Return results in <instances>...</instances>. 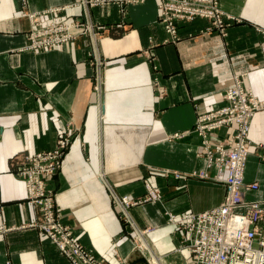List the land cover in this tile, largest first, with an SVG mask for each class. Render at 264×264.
Segmentation results:
<instances>
[{"label":"crops","instance_id":"obj_1","mask_svg":"<svg viewBox=\"0 0 264 264\" xmlns=\"http://www.w3.org/2000/svg\"><path fill=\"white\" fill-rule=\"evenodd\" d=\"M81 2L0 0V264H69L43 233L27 228L38 212L19 176L23 158L53 148L67 131L71 144L45 184L75 238L102 264H148L111 192L139 198L156 189L160 200L130 207L129 217L148 231L142 237L162 264H184L168 215L215 208L225 191L194 175L206 167L191 130L196 116L223 104L219 93L234 76L243 75L242 86L264 102V0H219L225 14L240 19L227 36L200 33L207 23L198 20L181 26L176 44H163L156 0L124 14ZM25 14L43 24L84 15L92 36L27 51ZM97 60L104 65L98 75ZM248 136L244 181L258 187L245 199L264 208V108ZM258 228L264 237V223Z\"/></svg>","mask_w":264,"mask_h":264},{"label":"built area","instance_id":"obj_2","mask_svg":"<svg viewBox=\"0 0 264 264\" xmlns=\"http://www.w3.org/2000/svg\"><path fill=\"white\" fill-rule=\"evenodd\" d=\"M82 1L86 4L85 0ZM143 1L91 0V3L94 7L114 4L123 12L126 6L137 5ZM22 3L24 5L23 1ZM156 3L158 20L168 36L165 43H176L179 40L178 28L183 23L205 20L209 23L207 32L216 29L223 33L231 21L235 20L220 9L219 0H156ZM26 16L31 22V30L27 35L31 45H27L26 50L51 49L69 43L81 35L92 36V27L87 18L86 28L82 30L73 23L44 25L37 16L33 14ZM72 27L76 28L73 30ZM100 66L101 63L97 60V75L100 73ZM236 81L234 88L220 95L223 105L214 111L199 115L194 123L193 132L202 138L203 150L206 153L203 158L208 167L194 175L201 179L223 182L226 195L223 201L211 210L187 213L179 217L168 215L167 223L180 232L182 240L181 247L179 246L175 252L187 253L184 264H264V237L257 232L258 225L264 219V208L261 202L245 199V193L256 190L257 187L256 183L244 182L249 149L243 146L244 142L240 139L237 141L238 144L236 143L238 135L231 134L228 136L229 141H225L215 134L220 128L227 126L229 129L237 128L240 136L247 135L249 120L254 113L264 108V102L257 100L251 90L242 88ZM96 90L99 92V87ZM233 137L235 141L232 140ZM70 138L67 131L58 137L53 148L23 158L19 176L24 181L27 199L38 212L36 220L27 225V228L43 233L69 264H102L75 238L71 228L61 221V216L54 207V194L46 188L45 179L55 175L59 170L71 144ZM225 156L229 157L227 158L229 165H226V162L223 164ZM212 167L216 170L214 177L208 176V171ZM223 172L227 173L222 178L220 174ZM147 191L150 196L144 200L145 202L160 200L159 190ZM111 196L123 221L136 235L137 229L129 217L128 209L142 202L127 196L117 197L113 192ZM236 217L244 220L238 225H230L229 221ZM145 232L148 231L141 233ZM142 250L144 251V248ZM159 258L162 264V258Z\"/></svg>","mask_w":264,"mask_h":264},{"label":"rangeland","instance_id":"obj_3","mask_svg":"<svg viewBox=\"0 0 264 264\" xmlns=\"http://www.w3.org/2000/svg\"><path fill=\"white\" fill-rule=\"evenodd\" d=\"M86 2V6H88L89 8H95L94 6H92L93 4L91 3V0H85ZM140 4V3H139ZM22 5H23V3H22ZM81 5H82V7H83V5H84V2L82 1L81 2ZM138 5V4H137ZM108 6H115V7H117V9L119 10V12H121V14H124L125 13V10H126V8L127 7H129V6H133V5H128V6H126L125 7V10L122 12V11H120V9H119V7L117 6V5H114V4H109V5H106V6H97L96 8H105V7H108ZM27 14H25V16H26ZM85 18V16L83 15V17L80 19H76V20H74L73 22H71V23H66V24H69V25H71L72 23H73V25H78L79 26V29H82V30H84L85 28H86V25H87V22H86V20L84 19ZM234 18V17H233ZM198 20H200V19H198ZM198 20H195V21H198ZM195 21H193V22H195ZM201 21H205V20H201ZM158 22H159V20H158ZM206 23H207V25L205 26V28L203 29V30H201L200 31V33H203V34H208V33H210V32H213V31H215V32H217L220 36H222V37H226L227 36V30H228V28L233 24V23H238V22H240V19H238V18H235V20L234 21H231V24L228 26V27H226L225 28V30L223 31V33H220L218 30H210V31H206V28L209 26V23L207 22V21H205ZM50 23H54V24H62V23H65V22H55V21H50L49 23H46V24H50ZM188 23H192V22H188ZM159 24H160V22H159ZM183 24H187V23H183ZM183 24H181L180 26H179V28H178V36H179V30H180V28H181V26L183 25ZM45 25V24H44ZM161 25V24H160ZM73 28V30L76 28V27H72ZM163 28V27H162ZM93 29V28H92ZM96 29L97 30H101L102 28L101 27H96ZM31 30V29H30ZM72 30V31H73ZM95 36H96V34H95ZM79 37H90V36H88V35H81V36H79ZM79 37H77L76 39H78ZM179 39H180V37H178ZM76 39H72L70 42H74ZM90 39V38H89ZM165 41V40H164ZM163 41V44H168V43H172V42H168V43H165ZM179 41V40H178ZM177 41V42H178ZM69 42V43H70ZM176 42V43H177ZM176 43H172V44H176ZM29 46V45H31V42L29 41V40H27V44H26V46ZM25 46V47H26ZM54 48V47H53ZM52 49V48H51ZM46 50H49V49H46ZM27 51H34V49H29V50H27ZM38 51V50H37ZM41 51V50H40ZM93 51H92V47H91V49H90V47H89V50H88V56H90V57H92L93 56V53H92ZM101 65H103V63H101ZM104 66V65H103ZM94 68H95V71H96V63L94 64ZM102 67H100V69H101ZM242 77H243V75H237V76H234L233 77V81H234V84L231 86V87H229L228 89H226V90H224L223 92H220L219 93V97L221 98V94L222 93H224L225 91H227V90H229V89H232V88H234L235 86H236V84H235V81H236V78L238 79V82H239V84L242 86V83H241V80H242ZM242 88H244L243 86H242ZM263 102V101H262ZM223 105V104H222ZM221 105V106H222ZM220 106H217V107H214L211 111H214V110H216V109H218ZM211 111H209V112H211ZM209 112H207V113H209ZM258 112V111H257ZM204 114H206V113H204ZM204 114H200V115H204ZM256 113H254L253 114V116L255 115ZM199 116V115H198ZM198 116H196V119L198 118ZM252 116V117H253ZM196 119H195V121H196ZM252 119V118H251ZM251 119L249 120V124H248V133H247V135H242V136H240L239 135V130H237V128H234V127H232V128H230L231 130H232V132H231V134H233V136H236V135H238L239 136V138L236 140V143L238 144V140L240 139V140H242L244 143H242L243 144V146L244 147H248V149H249V152H250V146H251V143H250V140H249V136H248V134H249V130H250V121H251ZM194 129H195V127L193 126V128H192V130H191V133H194V134H196L195 132H193L194 131ZM226 130H229V127H227V126H224V127H222V128H220L215 134L221 139V140H228V136H230L231 134H227V135H225V134H223V135H221V131H226ZM197 135V134H196ZM198 136V135H197ZM199 138H200V140H201V148H202V151H203V155L204 156H206V153H205V151L203 150V145H202V138L200 137V136H198ZM232 140H234L235 141V138L233 137V139ZM229 141V140H228ZM233 149H234V147H233ZM250 154V153H249ZM227 158H229V157H227V156H225V160H223V164L226 162V165H229L230 163H229V161H227ZM262 158V160H264V158H263V156L261 157ZM205 167H206V165H205ZM210 172V173H209ZM213 172V173H212ZM200 173V172H199ZM226 173L227 172H223V173H221L220 175H221V177L223 178L224 176H226ZM197 174V173H196ZM215 174H216V170L214 169V167H212V168H210V170L208 171V176H210V177H214L215 176ZM219 179V178H218ZM213 181V180H212ZM215 182V181H214ZM245 182V181H244ZM218 183H221V184H223V186H224V189H225V191H224V196H223V198H222V200H221V202L223 201V199H224V197H225V195H226V187H225V185H224V183L223 182H218ZM246 183V182H245ZM252 183H256V182H252ZM252 183H247V184H252ZM257 184V183H256ZM257 187H258V185H257ZM257 187H256V189H257ZM153 191H155V192H157L158 190H156V189H153ZM253 191H255V190H253ZM246 193H248V192H246ZM245 193V194H246ZM148 196H150L149 194H148V191L146 190V194L145 195H143L142 197H139V198H131V199H138V200H140L142 203L141 204H143V203H145V201L144 200H147L149 197ZM144 201V202H143ZM220 202V203H221ZM141 204H138L137 206H139V205H141ZM134 207V206H133ZM263 207V206H262ZM213 209V208H212ZM211 210V209H210ZM189 213H192V212H189ZM183 214H187V213H183ZM183 214H181V215H183ZM175 215V214H174ZM181 215H178V217L179 216H181ZM176 217H177V215H175ZM123 220V219H122ZM168 222V221H167ZM262 223H264V219H263V222ZM126 224V223H125ZM127 225V224H126ZM169 225V224H168ZM127 226H129V225H127ZM130 228V227H129ZM135 229H136V227H135ZM131 232H133V230L130 228L129 229ZM136 231V233H137V235H135L134 234V238H136V236H137V238H138V241H139V243H140V245L139 246H141L142 248H146L145 249V251H143L144 252V254H145V256H146V258H147V261L149 262V264H160V261H159V259L160 258H158V256H157V254L155 253V252H153V250H151L148 246H147V244H146V242H145V240L143 239V237H142V235L144 234V233H141V231L140 230H135ZM258 234L259 235H261L260 233H261V230L259 229L258 231ZM146 233V232H145ZM174 238L177 240V242H178V246L176 247V249H178L179 248V246L181 247V236H180V232L179 231H177V230H175L174 229ZM141 241H143L144 243H145V246L142 244V242ZM176 249H175V251H176ZM148 252H150V253H147ZM151 254V255H150ZM157 258V259H156ZM156 262V263H155ZM163 262V261H162Z\"/></svg>","mask_w":264,"mask_h":264},{"label":"bare ground","instance_id":"obj_4","mask_svg":"<svg viewBox=\"0 0 264 264\" xmlns=\"http://www.w3.org/2000/svg\"><path fill=\"white\" fill-rule=\"evenodd\" d=\"M238 81H236V83H237ZM248 90H250V89H248ZM252 92V91H251ZM252 94L254 95V93L252 92ZM255 96V95H254ZM255 98H256V96H255ZM257 99V98H256ZM258 100V99H257ZM250 127V126H249ZM175 137V136H174ZM178 137V136H177ZM208 167H206V169H207ZM151 191V190H150ZM244 220V218H241V217H236L235 219H233V220H231V221H229V224L231 225V224H235V225H238L239 223H241L242 221ZM142 242V244L145 246V243L143 242V241H141ZM146 249V248H145ZM147 253V252H146ZM148 253H150V252H148ZM147 253V254H148ZM149 255V254H148ZM151 255V254H150ZM157 259V258H156ZM156 263V262H155Z\"/></svg>","mask_w":264,"mask_h":264},{"label":"water","instance_id":"obj_5","mask_svg":"<svg viewBox=\"0 0 264 264\" xmlns=\"http://www.w3.org/2000/svg\"><path fill=\"white\" fill-rule=\"evenodd\" d=\"M144 264H147L146 262H144Z\"/></svg>","mask_w":264,"mask_h":264}]
</instances>
